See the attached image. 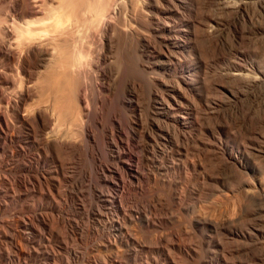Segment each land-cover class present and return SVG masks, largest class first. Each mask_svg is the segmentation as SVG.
Instances as JSON below:
<instances>
[{"label":"bare ground","instance_id":"1","mask_svg":"<svg viewBox=\"0 0 264 264\" xmlns=\"http://www.w3.org/2000/svg\"><path fill=\"white\" fill-rule=\"evenodd\" d=\"M208 3L205 10L199 9V0H0V213L7 211L11 217L9 220L0 218V264H55L54 241L58 246L67 241L78 244L82 241L81 235L90 238V249L96 253L87 254L85 261H74V264H120L121 258L128 260H124L126 264H147L138 261L139 236L135 237L136 222L153 225L137 207L136 195L149 177L143 171V164H152L150 175L153 179L172 188L185 164L195 168L193 161L174 162L189 159L187 153L194 150L193 147H199L203 157L217 158L223 166L243 165V157H247L244 145L238 144L240 149L234 150L226 143L215 141L216 137L211 143L189 142L187 130L196 126L199 118L193 114L194 105L184 90L194 93L197 83L193 59L182 61L177 53L193 46L200 33L219 42L216 34L226 27L231 28L235 43H241L247 36L243 29H259L255 26L264 0H208ZM210 6H216L223 14L228 13V17L219 19L210 12ZM121 39L133 42V52L142 59L139 65L143 71L151 73L153 66H157L163 73H171L176 78L170 82L155 81L162 91L160 94L153 93L152 89L148 91L151 109L153 104L158 105L160 117L178 129L172 134L155 120L151 121L150 127L153 126L161 143L154 140L148 126L143 128L142 124V128H138L140 105L136 99L141 83L131 79L122 93L111 90L113 83L120 79L118 56L113 48ZM211 42L213 44L214 40ZM237 50L234 49V53ZM226 73L236 82H246L250 87L264 82L263 71L253 72L246 66L236 65L233 71ZM152 77L149 76L151 81ZM119 104L132 110V118L124 120L119 116ZM105 105L108 110L106 121H103L101 111ZM74 129L80 131L85 143L75 142ZM138 135L148 143H139ZM80 151L89 159L85 166L78 161ZM49 159L57 161L54 169L44 167ZM66 171L69 178L64 174ZM73 172L77 173L74 179L71 178ZM6 182L11 184L9 190L12 186L15 188L11 193L2 188ZM261 184L259 191L264 196V183ZM49 185L56 186L57 192L63 186L59 188V200L67 205L70 203L71 207L65 205L70 211L63 210V205L56 207L58 199L55 205L50 199L45 201L49 195L43 199L45 204L42 203L43 188ZM224 198L210 199L209 207L220 206ZM78 209L83 215L78 213L80 216L73 217ZM17 240L24 244L25 250ZM4 241L11 245L10 251L2 247ZM37 248L45 254V262H38ZM177 248L181 252L183 246L180 244ZM63 251L66 253V249ZM229 262L214 260V264ZM151 263L177 264L170 254H163L160 261L154 257Z\"/></svg>","mask_w":264,"mask_h":264},{"label":"rangeland","instance_id":"2","mask_svg":"<svg viewBox=\"0 0 264 264\" xmlns=\"http://www.w3.org/2000/svg\"><path fill=\"white\" fill-rule=\"evenodd\" d=\"M203 1L204 0H199V3H201V6L199 5L200 7L199 9H204L206 7V4H209L208 0H205L207 3H205V1L203 3ZM210 12L214 13V15L219 17V19H225L226 17H228V13L224 12L223 14V12L222 11L220 12V9L217 8L216 6L215 7L210 6ZM260 20L261 22H259ZM257 21L259 22L260 26L258 25V22H256L255 27H259V29L258 28L257 30L251 29V31L247 29L246 30L243 29L244 36L246 35L247 36L246 38L243 37L242 42L239 44L235 43L234 41L235 38L233 37L234 34L232 33L231 28L226 27L223 28L219 34H216L219 35L218 37L216 36L219 42L215 40L216 38L213 37L212 39L211 37L207 36L209 38L208 40L207 37H205L206 35L202 36V34L200 33L198 35L201 36L202 38H200L198 35L195 38L197 41L199 40L198 42L195 40L194 45L190 46V48L188 47L189 49L177 53L182 61L191 62L193 59V61L197 62L196 64L195 62L192 61L194 76H196L195 80L197 84L196 83L195 84L197 86V91L193 93L191 91H188L187 89L184 90L185 87L181 86L184 92L186 91L185 95L188 96L187 98L189 100L190 99L192 100L191 102L194 105L193 114L196 115L197 118H199L198 124H196V126H194L192 129L187 130L186 135L190 139L189 142L200 143L203 141V142L211 143L214 142V139L216 137L217 139H215V141L226 143L229 147H232V149L234 150L240 149V147L244 145L246 147L244 148L245 150L244 156L247 157H243V160L245 161H243L242 166L241 165L238 166L234 164L233 165L227 164L226 166L224 164L223 166L217 160V158L212 156H208V158H206L205 156L203 157L199 147L198 148L193 147L194 150H191L192 153L191 152L187 153V157H189V159L187 158L185 162L184 160L174 161L176 162V164L178 163L181 164V162L188 163V161H193L196 163L194 169L190 167L188 164H185L186 168L182 167V170L180 169L181 177L176 181L174 188L169 187L164 183L161 184V181L153 179L152 175H150L152 164L145 162L144 163L145 165L143 164L144 167L143 171L149 177L147 179L145 178L144 181L146 182L145 184L143 182L142 185V187L144 188L141 187L140 190L141 192L138 191L136 195L137 207H139L138 209L140 210V213L142 215L146 214V216H148L151 222L153 221V225L154 224L155 225L153 226L151 224L152 227H150L151 226L150 224L147 226L143 224L142 221H138L135 224L136 227L135 229H137L135 230V237L139 236L137 238V244H136L137 246L136 248H138L137 251L139 252V254L137 252L138 255L137 257L139 258L140 256L139 258L140 260L137 258L138 261L147 264H153L151 263L152 258L155 257L156 260L160 261L162 260L163 254H168V255L170 254V256L174 259V261L177 264L179 263L180 264H211V263L214 264L215 258L225 259L227 260V262L230 261L229 262L230 264L232 263L264 264V202H263L264 196L262 195L261 191H259L260 186H258L261 183H264V165H263L264 164V82L250 87L248 84H246V82L243 81L242 82L240 81V83L236 82L232 77H230L229 74L226 73L229 71L231 72V70L233 71L236 65H241L244 67L246 66L247 68L251 69L253 72H257V73L258 71L264 72V65H263L264 64V8L260 10V16L257 19ZM211 40L212 41L214 40L213 44ZM133 46H134L133 42H131L130 40L126 41V39H121V41L118 42L116 48L115 47L113 48L114 52L116 49L118 56L117 59H118V64L120 65V79L117 82H115L116 84L113 83V88L111 90L113 93L114 92L117 94L122 93L126 89V84L131 79H136L141 83L142 89L141 88L139 89V93H140L138 95L139 98L136 99L138 101V104L140 105V110L138 112L139 116L137 118V122L139 125L138 128L141 129L142 124H143V128L144 127L146 128L148 126L147 129H149V131L151 132V136L155 138L154 140H156L157 143H161L159 139L156 138V133L154 131L153 126L150 127L151 121L153 122L155 120L154 122H156L158 125L160 124V126H162L163 128L168 129V131L172 134H175V132L178 129L176 126H175L176 128L174 127V124L165 121L160 117V115L157 112H160L161 109L159 108L158 105L153 104V109H151V105L148 99V91L152 89L153 93L157 92L160 94L162 91L160 90V87H158V85L156 84L157 80L163 79L164 81L170 82L173 81L175 77L171 73H169V75L163 73L162 69L157 66H153L151 73L149 72L147 73L143 71L141 69V66L139 65L142 62V59L138 54H135L133 52ZM231 46H233V48ZM236 48L238 49L237 53L236 52L234 53V49ZM236 55L237 57H235ZM197 60H200V62ZM199 64H201L200 67H198ZM194 66L196 68L198 67L199 69L198 68L195 69ZM195 70L196 71L200 70V71L196 72ZM198 73L200 74V76L198 75ZM221 74H223V76ZM149 76L153 78L152 79L153 81L150 80ZM219 89L220 91H218ZM162 96L165 97L166 95L163 94ZM200 98H203L201 99V101L205 99L204 104L201 101H199ZM119 105H120L118 106L119 116L124 120H128L132 118V114H133L132 110L130 108L123 107L121 104ZM107 110L108 107L107 105H105L101 111L102 114L101 118L103 121H106ZM204 112H206L208 115ZM235 112L237 114H235ZM201 113L202 115L199 117V114ZM73 134H75L73 136L76 143L79 142L81 144L85 143L82 135L80 134V131L74 129ZM136 139L139 143H148L146 142V139L143 136L138 135ZM99 141L100 140L95 139V142L100 143L101 141L100 142ZM149 142L153 143V140L150 139ZM238 144H240L241 146H239ZM45 152L47 151L45 150ZM45 154L49 155V152ZM81 154L83 156L85 155L83 154V152H81L78 155V161H80L79 162L80 165L83 164L85 166V164L88 163L87 160L89 159L86 155L83 157ZM210 157L211 159H209ZM47 160L44 163V167L45 168L47 167L48 169L49 167L50 169H54L56 167L57 161H53V160L51 161V159H49L50 161ZM5 174L6 173H4V176L7 177V174L6 175ZM64 174H66L67 177L70 175L69 172L67 171L64 172ZM76 175L77 173L73 172L71 178L74 179ZM247 182H249L250 184ZM7 184H8L7 182L2 184V186H4L2 188L5 189L7 192L9 191V193L15 190L13 186H12V190H9L11 189L10 186L11 184L10 185ZM54 187L56 188V186L54 185H49L47 188H43V192L45 193V195L43 194L42 203L45 204L46 199H48V201L50 199L51 203L52 204L54 203L55 205L56 203L55 201H57L56 199H58L59 202L56 203L58 204V206L57 205L55 206L61 207L63 205V210L66 209V211L68 210L70 211L71 210L70 208L67 209V207H71L70 203L69 205H67L68 204L67 202H62L61 200H59V198L61 199V194L59 193V191L61 188H63V186H60L61 187V188L59 187L60 189L58 188V192L57 189H55ZM53 189H55L56 192ZM251 190L254 192V194L252 193ZM247 191L249 192L248 194ZM173 192L175 193L173 194ZM58 194H60V196ZM45 196L47 197L45 198L44 201L43 199ZM214 197H225L226 199L224 198V200L222 201L223 204L221 202L222 206L218 205L217 206L218 208L213 207V209H211L208 203L210 199H213ZM234 201H236V203ZM198 206H199V210H198ZM232 206L234 208L236 207L235 208L236 210H234ZM141 207H143L144 209H142ZM148 207L150 208L148 209ZM140 208L143 211H141ZM145 209L147 212L144 211ZM194 209L197 211L194 212L193 211ZM202 210L205 212H203ZM77 211L78 212H74L75 215H73V217L80 216L78 213L82 214V210L80 211L78 209ZM3 212L4 213L2 212L0 213V218L3 217L2 219L9 220L11 217L9 216L8 212L7 211L6 212L3 211ZM232 214L234 216H232ZM242 215L243 217H241ZM176 216H178L180 219ZM3 229L5 228L3 227ZM238 230L240 232L243 231L244 233L242 232V234L245 236H242V234L238 233ZM245 231L246 233H248L247 236L249 237L246 236ZM83 237L84 236L81 235L82 241H80L78 244L77 242L72 243L70 241H67L65 243L66 244L68 243L69 244L68 246L63 242L62 245L61 244L59 245L61 248H59L58 243L54 241L56 245L53 246V249L55 250V251L53 250L54 251L53 253H55V256L57 255L59 259L56 256V258L55 257L54 258L56 259L57 262L55 261L54 258H53L54 261L53 260L52 261L54 263L56 262L55 264H63L62 261H64L67 257L68 261L70 262L68 263L66 259V262H64V264L66 263L74 264L75 262L80 263L81 261L86 260L85 258L87 254L92 255L93 252L96 253V251L90 249V245H91L90 238L89 237L83 238ZM4 242L2 244V247L4 245V248L6 247L5 249H7L8 247V251H10L11 245L7 241ZM20 242L21 241H18L19 245ZM63 244L66 245V247H63ZM71 244L74 245L72 246ZM180 244L181 246H183L181 252H179L180 249L177 248V245ZM21 246L24 250L26 249L23 243L21 244ZM55 246L57 247V250ZM63 248L66 249V253H64L65 251L63 250L65 249ZM73 248L75 249L73 250ZM184 249L185 251L183 252ZM38 250H37V252H39L38 262H42L43 260H44L43 262H45L46 260L44 256L45 254L42 253L44 256V259H42L43 256H41L42 254L40 253V249ZM74 253L75 256H73ZM80 253H82V255ZM61 255H63V257ZM253 256L254 258H252ZM76 257L77 258L79 257L78 258L79 260H77ZM124 260L128 261L126 258L124 259L121 258L120 264L122 263L126 264L127 262H125ZM32 263L36 264L34 262Z\"/></svg>","mask_w":264,"mask_h":264}]
</instances>
